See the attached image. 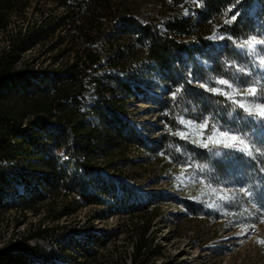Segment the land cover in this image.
Listing matches in <instances>:
<instances>
[{
    "label": "rangeland",
    "instance_id": "rangeland-1",
    "mask_svg": "<svg viewBox=\"0 0 264 264\" xmlns=\"http://www.w3.org/2000/svg\"><path fill=\"white\" fill-rule=\"evenodd\" d=\"M58 10L50 1L29 0L24 10L10 13L6 28L0 26V55L15 47V69L25 72L0 85V93L50 92L53 82L66 77L55 72L66 59L65 33L39 28ZM141 12L151 19L160 15L151 4ZM241 26L246 33L233 37L229 51L250 75L234 69L223 75L219 69L210 76L205 65L217 58L206 52L205 63L183 54L170 61L166 79L155 73L139 87L141 98L127 102L126 115L97 109L75 132L60 124L57 111L50 122L30 112L17 125L16 160L6 166L0 158V249L20 243L0 264H264V244L258 243L264 240V123L239 119L241 109L232 112L224 96L201 87L223 88L214 81L237 78L264 86L259 65L264 47L249 55L236 46L247 30L264 38V6ZM130 30L138 28L124 25L118 35ZM181 97L189 98L190 107L178 105ZM188 108L201 110L190 116L197 124L211 114L221 124L243 129L256 145L253 155L197 147L190 140L197 139L198 128L193 132L172 122L188 140L165 132V117L174 119ZM95 127L115 137L108 139L102 130V135L84 132ZM226 194L233 198L227 203L220 199ZM213 203L219 207H209ZM145 231L147 243L138 247Z\"/></svg>",
    "mask_w": 264,
    "mask_h": 264
},
{
    "label": "trees",
    "instance_id": "trees-1",
    "mask_svg": "<svg viewBox=\"0 0 264 264\" xmlns=\"http://www.w3.org/2000/svg\"><path fill=\"white\" fill-rule=\"evenodd\" d=\"M28 1L0 0V26L6 28L10 13L15 9L24 10ZM47 1L62 10H58L60 13L57 16L46 17L39 28L46 30L52 27L54 31L65 33L62 38L68 43L61 52L66 53V59L55 72H64L66 77H59L58 81L53 82L50 92H34L25 96L0 93V158L5 157L6 166L12 165L17 158L13 146L17 125L30 112L50 122L56 119L57 111L61 115L57 118L60 124L65 123L73 131L81 132L76 126L83 120L95 117L97 109H105L113 114L121 110L126 115L127 102L140 97L139 87L155 73L162 74L166 79L165 72L170 61L180 59L183 54H191L205 63L207 61L203 54L206 52L217 58L216 64L208 62L205 65L210 76L219 69L223 75L231 69L239 73L238 69L243 68L233 61L229 47L234 44L233 37L246 33L241 26L242 21L257 18L264 6V0ZM149 4L160 10L159 17L151 19L141 12L143 6ZM234 15L236 18L233 20ZM143 20L146 21L143 23ZM124 25L137 26L138 30L118 35ZM247 32L249 34H245L244 39L253 37L250 31ZM221 35L224 39L219 40ZM19 37L26 36L21 33ZM15 53L13 47L0 55V85L20 79L25 73L15 69ZM161 82L162 88L167 90V82ZM187 83L189 87L196 88L190 79ZM214 83L218 85L216 81ZM188 101L189 98L181 97L178 105L187 108ZM200 111L188 108L186 113L174 119L165 117V132L181 133L172 127V122L185 128L180 123L181 118L187 122L191 120V115ZM101 130L108 139L115 137L113 132L100 127H95L93 132L89 129L84 132L102 135ZM32 142L43 145L41 140L32 139ZM20 194H24V188ZM146 243L145 231L137 246ZM19 245L16 241L0 249V262L3 258L11 257L14 248L18 249Z\"/></svg>",
    "mask_w": 264,
    "mask_h": 264
},
{
    "label": "snow or ice",
    "instance_id": "snow-or-ice-1",
    "mask_svg": "<svg viewBox=\"0 0 264 264\" xmlns=\"http://www.w3.org/2000/svg\"><path fill=\"white\" fill-rule=\"evenodd\" d=\"M235 15L232 17L234 20ZM224 39V37H220ZM231 39V38H229ZM238 48L246 50V53L259 54L261 46H264V39H257L255 36L244 39L242 42L236 45ZM259 65L264 67V57L259 60ZM245 76L250 75L249 72H245L244 69H238ZM218 85L224 86L219 87H204L206 91L211 92L213 95L224 96L232 105V112L236 109H241L242 113L239 119L250 117L253 121L258 123H264V86L260 85L259 81H248V80H237L230 81L229 79H219L216 81ZM176 93H173L175 98ZM236 97H239L237 99ZM232 112L229 113L231 118ZM181 124H184L186 128L191 129L195 132V129H199L198 138L190 140L197 147L214 151L216 149L227 150L224 154L229 155L232 153H239L242 156L253 155L252 149L256 148V145L249 139L248 134L240 128H234L226 124H221L220 121L209 114L202 118L200 123H196L192 120L185 122L182 118ZM181 139L188 140L189 136L187 133H178ZM243 145V147H241ZM258 151H260L258 149ZM214 154L220 155L219 151H215ZM261 155H264V151H260ZM215 191V190H214ZM239 191L243 192L244 195H250V192L243 186L239 187ZM225 203L229 202L233 198L230 195H224L220 197ZM209 207H219V204L213 203ZM264 211V209H262ZM258 243L264 244V240L258 241Z\"/></svg>",
    "mask_w": 264,
    "mask_h": 264
},
{
    "label": "bare ground",
    "instance_id": "bare-ground-1",
    "mask_svg": "<svg viewBox=\"0 0 264 264\" xmlns=\"http://www.w3.org/2000/svg\"><path fill=\"white\" fill-rule=\"evenodd\" d=\"M60 251V250H59ZM62 252V251H61ZM61 252H59L61 254Z\"/></svg>",
    "mask_w": 264,
    "mask_h": 264
}]
</instances>
